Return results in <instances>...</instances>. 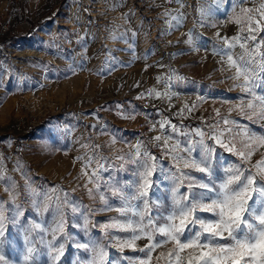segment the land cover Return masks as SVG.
Segmentation results:
<instances>
[{"label":"rangeland","instance_id":"1","mask_svg":"<svg viewBox=\"0 0 264 264\" xmlns=\"http://www.w3.org/2000/svg\"><path fill=\"white\" fill-rule=\"evenodd\" d=\"M255 6L246 0L234 12L232 0L219 4L213 0H0V31L10 25L17 37L11 45L0 44V172L15 182V191L20 193L16 202L27 219L49 227L53 216L50 212L37 213L31 206V198L24 192V177L40 191L50 192L58 186L61 196L67 193L85 206L82 211L102 207L98 195L95 199L87 195V178L80 176L83 161L76 158L87 151L83 144L99 145L100 153L114 163H119L116 153L129 152L137 140L146 142L151 152L159 155L160 150L148 143L159 134L158 130L149 131L154 122L168 117L188 131L202 127V118L211 123L215 109L227 115L230 105L238 103L244 94L232 88L234 81L229 77L235 70H228L212 54L213 47L221 43L216 33L236 35L240 29L229 22L230 17L241 7ZM174 18L181 21L178 26ZM190 30L194 41L187 44ZM232 52L239 55L241 49L236 47ZM177 76L185 79L176 81ZM149 89L175 95L159 98L155 93L149 95ZM193 103L195 110L185 112L184 118L175 115L185 104ZM232 116L241 124L249 123L235 112ZM249 126L264 132L259 124ZM113 138L115 145L111 144ZM261 153L264 149L254 154L246 167L255 164ZM221 155L224 167L236 162L229 153L221 150ZM160 162L166 171L155 174L159 183L151 195L163 202L161 210L167 214L171 182L165 175L171 164L166 157ZM112 174L117 179L132 178L130 173ZM108 175L103 173L105 179ZM105 195L111 193L105 191ZM0 199L8 201L3 184ZM110 202L113 209L119 207L118 200ZM67 212V230L81 243L90 237L102 238L99 225L117 215L115 210L96 211L91 219L97 227L86 235L71 226L73 216L70 209ZM153 215L158 213L153 210ZM200 215L210 218V214ZM48 239L50 235L45 236V241ZM9 240L3 252L12 264H18L25 250L24 235L13 228ZM38 240V264H46L47 249ZM146 243L137 241L139 247ZM107 250L110 258L135 260L144 255L129 248L120 253L111 245ZM161 250L167 249L157 251ZM89 257V253L66 245L58 264H79ZM120 264L129 261L123 259Z\"/></svg>","mask_w":264,"mask_h":264},{"label":"snow or ice","instance_id":"2","mask_svg":"<svg viewBox=\"0 0 264 264\" xmlns=\"http://www.w3.org/2000/svg\"><path fill=\"white\" fill-rule=\"evenodd\" d=\"M213 2L219 4L222 0ZM245 2L232 0L233 11ZM252 2L255 7H241L239 13L230 17L229 22L235 23L240 31L231 37L216 33L221 43L212 50L228 70H235L229 77L234 81L232 88L244 94L238 103L230 105L227 115L215 109V118H209L211 123L202 118V127L188 131L168 117L154 122L149 131L158 130L159 134L148 143L160 150L159 155L153 154L146 142L137 140L129 152L116 153L115 161L119 163H114L100 153L99 145H82L87 151L76 158L83 161L80 176L87 178L84 184L87 195L93 199L98 195L102 207L82 211L85 206L67 193L61 196L58 186L50 192L40 191L32 186L30 178L24 177V192L31 198V206L37 213L50 212L53 216L52 224L44 227L27 219L16 202L20 193L15 191V182L0 172V184L8 194V201L0 199V264H12L3 249L11 242L9 233L13 228L23 233L25 241L24 254L18 264H38L37 237L38 243L47 249L46 264H58L66 245L90 254L79 264H120L123 259L129 264H153V260L156 264H264V153L255 164L246 167L254 154L264 149V132L258 133L249 126L259 124L264 129V92L259 91L264 89V35H261L264 33V0ZM174 19L178 26L181 21ZM193 41L190 30L185 43ZM236 47L241 49L239 55L232 52ZM184 79L175 77L176 81ZM148 93L168 99L175 95L171 92L162 95L154 89H149ZM195 108V103L185 104L175 115L184 118L185 112L190 113ZM233 112L249 123L241 124L232 116ZM116 142L115 138L111 140L112 145ZM221 150L236 157V162L224 167ZM161 157H166L171 164L165 175L171 182L167 214L161 210L165 207L163 202L151 195L159 183L155 174L166 171ZM106 172L109 173L107 179L103 176ZM113 172L130 173L132 178L117 179ZM218 172L222 176H217ZM89 184L92 187L89 188ZM102 188L111 196L105 195ZM112 199L119 201V207L113 209ZM67 209L73 216L71 226L86 235L97 227L91 219L96 211L115 210L117 215L99 225L102 238L90 237L81 243L67 230ZM153 210L158 215H153ZM201 213L210 214V218ZM115 232L128 235L117 236ZM46 235L51 239L45 241ZM140 240L147 243L139 247L137 241ZM109 245L120 253L129 248L144 255L135 260L123 256L110 258ZM165 248L166 251H157Z\"/></svg>","mask_w":264,"mask_h":264},{"label":"trees","instance_id":"3","mask_svg":"<svg viewBox=\"0 0 264 264\" xmlns=\"http://www.w3.org/2000/svg\"><path fill=\"white\" fill-rule=\"evenodd\" d=\"M16 21H20L22 20V18L20 17H14ZM27 20V19H25ZM16 36L12 33L11 31V27L9 25L8 29H6L5 31L1 32L0 31V44H3L5 46L7 45H11L15 40H16ZM0 56H3V53L0 51Z\"/></svg>","mask_w":264,"mask_h":264},{"label":"built area","instance_id":"4","mask_svg":"<svg viewBox=\"0 0 264 264\" xmlns=\"http://www.w3.org/2000/svg\"><path fill=\"white\" fill-rule=\"evenodd\" d=\"M2 30H5V28H3Z\"/></svg>","mask_w":264,"mask_h":264}]
</instances>
